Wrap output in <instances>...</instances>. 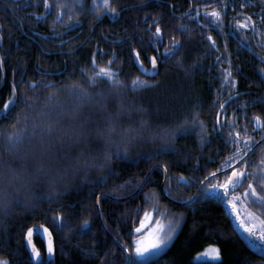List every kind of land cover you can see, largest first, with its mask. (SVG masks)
<instances>
[{"label":"trees","instance_id":"obj_1","mask_svg":"<svg viewBox=\"0 0 264 264\" xmlns=\"http://www.w3.org/2000/svg\"><path fill=\"white\" fill-rule=\"evenodd\" d=\"M242 2L264 60V0ZM221 3L0 0V264H125L117 242L129 264H264V63L253 67L246 41L223 69L216 36L195 29ZM161 42L174 49L162 55ZM134 53L158 58V74H141ZM225 179L251 241L211 191ZM34 224L52 233L49 262L39 236L40 262L24 245ZM151 227L165 246L137 257ZM209 245L219 258L195 260Z\"/></svg>","mask_w":264,"mask_h":264},{"label":"flooded vegetation","instance_id":"obj_2","mask_svg":"<svg viewBox=\"0 0 264 264\" xmlns=\"http://www.w3.org/2000/svg\"><path fill=\"white\" fill-rule=\"evenodd\" d=\"M13 1H18V0H13ZM219 1H223V0H219ZM242 1L243 0H227V2H229V5L227 3L226 4L225 3L216 4L215 6L211 4L208 5L207 7H205V9H203L205 12L204 18L201 19V21L197 22L196 23L197 25L195 26L196 30L200 31L201 33H206L207 36H210V35L216 36V38L218 39L219 45L225 52V57H224L225 63H224L223 69L227 70L228 73H230L231 67H234L236 65V64H233V60H235V58L233 57L234 51H236L238 55L240 56L243 55V53L246 50V48H244L246 45L244 43L246 41H250L248 45L253 47V48L247 49V51L253 57V62L257 60L256 65L255 63H253V67L260 66L261 64L264 63V60L256 59V30L251 31L254 33L253 38H245L244 23H243V19H244V11H243L244 6L243 5L244 4ZM221 10H223V13H221ZM258 20L259 22H263L264 18L262 16H259ZM213 41H214L213 39H210V44H213ZM160 47H161L162 55H166L168 52L174 49L172 45L170 46H167L166 44L163 45L162 42L160 44ZM260 49L264 51V46H262ZM157 59L158 58L151 55L148 57L147 64H143L141 60L139 59L141 64L147 68L151 66L152 60H154L157 65V72L154 76H146L143 73L141 72L140 73L143 74L145 77H149V78L155 77L159 72V63ZM260 77H261V80H264V73H261ZM236 96H237L236 92L232 93L228 95L221 102V104L218 107L217 117L221 115V110H223V108L228 104V102L234 99ZM261 127H262V122H261ZM260 128L253 130V120H252L251 131L252 132L257 131ZM255 145H257V143ZM250 150H252V148ZM249 151L240 160H242L249 153ZM240 160L237 162H240ZM236 163L228 167L229 169L227 168L225 171L229 172L236 165Z\"/></svg>","mask_w":264,"mask_h":264},{"label":"rangeland","instance_id":"obj_3","mask_svg":"<svg viewBox=\"0 0 264 264\" xmlns=\"http://www.w3.org/2000/svg\"><path fill=\"white\" fill-rule=\"evenodd\" d=\"M233 176L234 174H232V178ZM236 179L237 176H235L234 181H236ZM231 188L232 187L230 180L225 179L224 182L212 186L211 191L214 193H222L227 211L231 216L235 226L243 234L244 237L251 241L250 235L252 234L253 229L252 225L250 224L251 221L249 220L248 216L245 215L243 206L241 204V206L238 204L235 196L228 193V189L230 191ZM154 236L160 239L161 242L159 244L153 245L151 243ZM165 243L166 240L163 235H160L158 231H156L155 227H151V229L145 234L144 237L136 241L135 254H137V257H145L156 254L165 246ZM218 258L219 256H215L212 254L209 247H206L195 256V260L197 261H215Z\"/></svg>","mask_w":264,"mask_h":264},{"label":"water","instance_id":"obj_4","mask_svg":"<svg viewBox=\"0 0 264 264\" xmlns=\"http://www.w3.org/2000/svg\"><path fill=\"white\" fill-rule=\"evenodd\" d=\"M133 58H134V63L136 64V66L138 67V69L140 70L141 73H143L146 76H154L156 74L157 65H156L154 60L151 61V66L149 68H147V67H145V66H143L141 64V62H140V60L138 58V55L136 53H134ZM260 127H261L260 119L254 118L253 119V130H256V129L260 128ZM263 139H264V137L262 139H260L257 142V144L259 142H261ZM237 163H239V162H237ZM154 167L155 166H153L149 170V172L144 176L143 180L141 181V183L139 184V186L137 187V189H136V191L134 193L130 194L127 197L121 198V199H128L131 196H133L134 194H136L141 189L145 179L147 178V176L149 175L150 171ZM163 174H164V178H165L166 172H165L164 169H163ZM213 175H215V174H213ZM197 193H198V191L194 194L193 197L189 198L188 200H186V201H184L182 203L183 204H187V203L191 202L193 200V198L197 195ZM102 196H104V194L98 195L97 200H96L97 201L96 202L97 206H98V201H99V199ZM176 203H179V202H176ZM97 211H98V208H97ZM98 214H99V211H98ZM101 223H102V221H101ZM102 226H103V223H102ZM104 229H105V227H104ZM35 236H39V238L42 240L43 246H44L45 261L49 262L54 257V239H53V236H52V233H51L50 229L47 226L43 225V224H34V225L30 226L29 228H27V230L25 231V234H24V245L26 247V250H27V252L29 254V257L32 260V262L38 263V262H40L42 256H41L40 251L38 250V248L36 247V245L34 243V237ZM117 243L119 244V246L123 249V251L126 254V262H125V264H129L130 263V254H129L128 250L123 245H121L119 242H117Z\"/></svg>","mask_w":264,"mask_h":264},{"label":"snow or ice","instance_id":"obj_5","mask_svg":"<svg viewBox=\"0 0 264 264\" xmlns=\"http://www.w3.org/2000/svg\"><path fill=\"white\" fill-rule=\"evenodd\" d=\"M160 242H161L160 239L158 237H156V236H154L152 241H151V243L153 245L159 244ZM209 248H210V250H211L213 255H215V256H219L220 255L219 249L215 245H209Z\"/></svg>","mask_w":264,"mask_h":264}]
</instances>
